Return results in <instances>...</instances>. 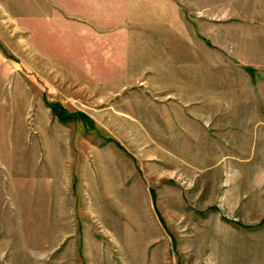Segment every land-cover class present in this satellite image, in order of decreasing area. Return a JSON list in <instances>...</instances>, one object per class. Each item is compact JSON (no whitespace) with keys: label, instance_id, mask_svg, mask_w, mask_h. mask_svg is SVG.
<instances>
[{"label":"rangeland","instance_id":"1","mask_svg":"<svg viewBox=\"0 0 264 264\" xmlns=\"http://www.w3.org/2000/svg\"><path fill=\"white\" fill-rule=\"evenodd\" d=\"M72 2L0 0V264H264V0Z\"/></svg>","mask_w":264,"mask_h":264},{"label":"crops","instance_id":"2","mask_svg":"<svg viewBox=\"0 0 264 264\" xmlns=\"http://www.w3.org/2000/svg\"><path fill=\"white\" fill-rule=\"evenodd\" d=\"M70 1H74L72 3L77 8L81 6L78 8L81 9L85 0ZM89 4L90 3H88V5ZM63 6V9H65L67 14L72 12L67 8L69 7V4H64ZM89 9L92 11V8ZM70 18L72 19L70 20L71 23L75 22L77 26H75V24L64 26L62 25V21L60 19L58 20L59 24L57 27H51V21H48L50 22L49 25L47 23L45 24L43 20L41 21L44 26L47 25L49 27L48 28L46 26L45 28L41 29L38 34L41 37L40 51L44 55L51 56L52 58L57 57L59 59L68 58L69 60H74L75 58L77 59L78 63L88 64L90 67L93 63H97L98 68L101 67V65H106L107 63L116 64L117 62L121 61V58L118 55L120 54L119 51H115L108 46H103L98 42L96 45L91 47L87 43V40L89 37H91L90 35L94 33L92 31L90 32V30L86 28L87 23L81 22L82 19L74 16H71ZM63 19L65 18L63 17ZM86 19L91 21L93 18L87 16ZM93 21L97 22V19L92 20V22Z\"/></svg>","mask_w":264,"mask_h":264}]
</instances>
